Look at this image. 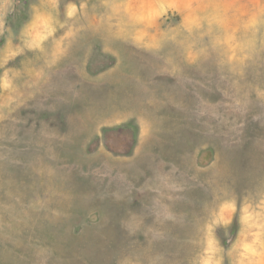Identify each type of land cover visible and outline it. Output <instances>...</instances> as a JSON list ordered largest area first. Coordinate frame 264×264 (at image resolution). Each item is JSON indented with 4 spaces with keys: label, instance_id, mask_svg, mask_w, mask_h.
<instances>
[{
    "label": "rangeland",
    "instance_id": "1",
    "mask_svg": "<svg viewBox=\"0 0 264 264\" xmlns=\"http://www.w3.org/2000/svg\"><path fill=\"white\" fill-rule=\"evenodd\" d=\"M118 3L0 0V264H264V0Z\"/></svg>",
    "mask_w": 264,
    "mask_h": 264
},
{
    "label": "bare ground",
    "instance_id": "2",
    "mask_svg": "<svg viewBox=\"0 0 264 264\" xmlns=\"http://www.w3.org/2000/svg\"><path fill=\"white\" fill-rule=\"evenodd\" d=\"M110 10L112 11V16L118 18L117 25L113 26V30L106 29L102 30L104 33L103 37L107 42L110 43L113 39H134L139 44H147L148 46H152L154 48H162L163 46H167L170 42L174 44L173 48L170 49L169 45L167 49L172 50V54H175L176 48L181 47L182 51L188 48L187 37L188 35H183L181 32H176L171 30L170 32H159L157 35L150 36L149 34L141 35L140 37H134V33L137 29L136 19L128 18L129 14H122L121 5L118 3V0H110ZM124 4V3H123ZM125 5V4H124ZM113 22V20H110ZM145 31V30H144ZM143 32V31H142ZM97 33V32H95ZM166 49V50H167Z\"/></svg>",
    "mask_w": 264,
    "mask_h": 264
}]
</instances>
